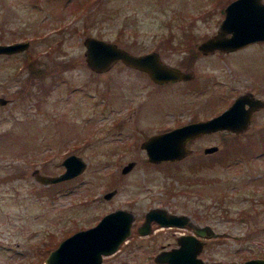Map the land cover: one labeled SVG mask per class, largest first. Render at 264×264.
Wrapping results in <instances>:
<instances>
[{
    "label": "rangeland",
    "instance_id": "rangeland-1",
    "mask_svg": "<svg viewBox=\"0 0 264 264\" xmlns=\"http://www.w3.org/2000/svg\"><path fill=\"white\" fill-rule=\"evenodd\" d=\"M223 1L0 0V42L30 43L0 54V94L9 97L0 105V264H44L45 242L53 248L117 207L133 210L136 219L127 241L102 264H157L153 255L162 243L172 244L173 227L145 235L136 226L159 205L223 232L206 239L199 253L206 264L264 254V108L240 133L189 139L192 152L178 160L153 163L140 143L217 114L240 91L264 98V41L232 52L197 48L219 25L230 0ZM88 34L136 53L155 48L194 78L160 84L121 60L96 72L84 60ZM28 55L42 75L32 73ZM209 144L218 151L206 152ZM72 152L86 160L81 174L63 183L36 180L33 168L57 173ZM130 159L134 167L122 173Z\"/></svg>",
    "mask_w": 264,
    "mask_h": 264
},
{
    "label": "water",
    "instance_id": "water-1",
    "mask_svg": "<svg viewBox=\"0 0 264 264\" xmlns=\"http://www.w3.org/2000/svg\"><path fill=\"white\" fill-rule=\"evenodd\" d=\"M224 15L220 20L216 31L197 43L200 53H213L215 50L225 52L245 47L249 43L264 40V0H230L223 6ZM84 60L87 66L96 72L107 70L114 62L122 61L128 67L145 70L148 77L159 83L165 81L185 80L194 78L190 68H182L176 64H169L161 58L159 51L152 50L133 52L115 40L104 39L101 36L88 34L83 38ZM30 45L29 40H14L12 42H0V54L15 53L24 50ZM9 97L0 94V105L6 103ZM264 106V98L257 96L252 90L240 91L228 103L225 109L212 114L207 118H197L185 123L176 124L165 130L148 134L141 140V147L147 153V159L153 163L158 161L178 160L191 153L192 148L187 146L188 140L197 137L201 133L219 131L225 129L235 133L247 130L252 111ZM206 152L216 151L217 145L209 144ZM63 170L49 175L33 168L32 173L39 183L51 184L66 178L81 174L86 168L84 157L76 152L66 154L62 159ZM134 160H127L121 167V172L126 173L134 167ZM117 190L108 189L103 197H112ZM144 219L137 226L138 234H149L153 229L152 223L162 225L190 226L198 235L213 236L216 231L205 223L197 225L191 216L185 212L168 211L165 206H152L144 213ZM97 222L85 228H78L73 233H68L53 248H50L44 258V264H101L103 256L116 252L119 244L126 241L131 233L132 222L136 219L131 209L117 207L108 210L101 215ZM203 248L200 237L192 234H182L177 238V245L172 249L163 248L154 254L155 261L167 264H206L199 255ZM242 264H264V257L247 258Z\"/></svg>",
    "mask_w": 264,
    "mask_h": 264
},
{
    "label": "flooded vegetation",
    "instance_id": "flooded-vegetation-1",
    "mask_svg": "<svg viewBox=\"0 0 264 264\" xmlns=\"http://www.w3.org/2000/svg\"><path fill=\"white\" fill-rule=\"evenodd\" d=\"M225 1V0H224ZM224 1H223V3H224ZM229 1V0H228ZM222 12H223V8H222ZM221 20V19H220ZM220 20H219V22H220ZM218 22V23H219ZM220 24V23H219ZM217 26H219V25H217ZM216 29H217V27H216ZM216 31V30H215ZM214 31V32H215ZM213 34V33H212ZM262 41H264V40H262ZM240 48V47H239ZM238 49V48H237ZM215 51H220V50H215ZM228 51H231V50H228ZM233 51H235V50H233ZM232 52V51H231ZM166 82V81H165ZM160 84H162V83H160ZM248 90H250V89H248ZM248 90H246V91H248ZM255 94V93H254ZM256 95V94H255ZM257 96H259V95H257ZM261 108H264V106H262V107H260L259 109H256V110H253L252 111V114H251V119H253V114L254 113H256L257 111H259ZM251 119H250V122H251ZM249 125H250V123H249ZM249 127V126H248ZM222 130H225V129H222ZM226 132H229V131H231V130H229V131H227V130H225ZM234 132V131H233ZM201 134H203V133H201ZM201 134H199V135H201ZM205 134V133H204ZM198 135V136H199ZM197 136V137H198ZM196 138V137H195ZM216 151H218V149L216 150ZM215 151V152H216ZM64 169V168H63ZM62 169V170H63ZM61 170V171H62ZM61 171H59V172H61ZM58 172V173H59ZM74 177V176H73ZM71 179H73V178H71ZM71 179H69V178H66V179H63L62 181H55V183L56 182H58V183H63V181H65V180H71ZM54 183V184H55ZM52 184V183H51ZM242 210V209H241ZM182 212H184V211H182ZM186 213V212H185ZM187 214V213H186ZM188 215H190V214H188ZM191 217L190 218H192V220L195 222V223H197V225H202V224H205V223H207L206 221H200V220H198L197 219V216H195V215H193V214H191L190 215ZM133 222H134V220H133ZM133 222H132V224H133ZM153 223H155V222H153ZM153 223H152V227H153V229H156V228H159L160 229V227H162V226H165V225H162V224H157V223H155L156 224V227L155 226H153ZM207 224H209V223H207ZM91 225V224H90ZM139 225V224H138ZM137 225V226H138ZM209 225H211V224H209ZM137 226H136V228H137ZM212 226V229H214L215 231H216V234L215 235H213V236H209V235H203V236H200V235H198L197 234V232L194 230V228L193 227H190V226H187V225H184V226H181V227H183V229H181V230H178L177 228L179 227V226H176V225H173V224H171L170 226L169 225H167L166 227H168V228H171V227H173V228H171V230H172V233H173V235L175 236V238H174V240H173V242H172V244H169V243H162L161 244V246H160V249L158 250V251H160L161 249H163V248H167V249H172V247L173 246H175V245H177V238H179L182 234H192V233H194L195 235H197L198 237H200V240H201V242H202V245H203V247H205L206 245V239H210V238H213V237H217L218 235L219 236H221V235H223V232L221 233V232H218L214 227H213V225H211ZM185 228V229H184ZM152 229V230H153ZM151 230V231H152ZM137 232V231H136ZM67 235V234H66ZM61 240V239H60ZM127 241V240H126ZM120 245V244H119ZM202 249L203 248H201V251H202ZM118 251V250H117ZM116 251V252H117ZM158 251H156L155 253H157ZM113 253V252H112ZM115 253V252H114ZM154 253V254H155ZM110 254V253H109ZM256 255H260V256H262V257H264V254L262 255V254H256ZM256 255L255 256H252V255H249V256H246L245 258H243L242 260H240V263L239 264H242V262L243 261H245L247 258H250V257H256ZM24 256V255H23ZM106 256H109V255H106ZM106 256H103V258H105ZM45 258V257H44ZM153 258H154V255H153ZM155 259V258H154ZM11 260H12V258H11ZM102 261H103V259H102ZM155 261V260H154ZM205 261V260H204ZM104 262V261H103ZM156 262V261H155ZM157 263V262H156ZM164 263H167V262H165V261H162V263H157V264H164ZM102 264V263H101Z\"/></svg>",
    "mask_w": 264,
    "mask_h": 264
},
{
    "label": "trees",
    "instance_id": "trees-1",
    "mask_svg": "<svg viewBox=\"0 0 264 264\" xmlns=\"http://www.w3.org/2000/svg\"><path fill=\"white\" fill-rule=\"evenodd\" d=\"M91 1L92 2H94V1H96V0H77V2L79 3V4H81L82 6H86V4H92L91 3ZM28 56H30V55H28ZM27 56V57H28ZM33 58V56H30V58H28V60H26L25 62L27 63V61L31 64V69H32V67H33V69H34V66H35V64H34V60L32 59ZM28 64V63H27ZM35 70V69H34ZM32 73H35V75H37V74H40V75H42L41 73H39V69L37 70H35V72L34 71H32ZM261 137L264 139V131H261ZM234 146V145H233ZM239 147H241L240 145H238ZM262 152H264V150H262ZM261 152V153H262ZM200 163H203V162H200ZM199 163V164H200ZM198 164V165H199ZM196 165V164H195ZM262 200H264V198L262 197ZM198 218V217H197ZM46 244H45V247H44V249L42 250V252L41 253H46L47 254V252H48V250L50 249V247H52L51 245H50V243L49 242H45ZM41 256V255H40ZM42 257V256H41Z\"/></svg>",
    "mask_w": 264,
    "mask_h": 264
}]
</instances>
